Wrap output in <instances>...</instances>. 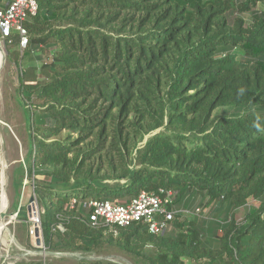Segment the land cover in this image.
<instances>
[{
  "label": "trees",
  "instance_id": "obj_1",
  "mask_svg": "<svg viewBox=\"0 0 264 264\" xmlns=\"http://www.w3.org/2000/svg\"><path fill=\"white\" fill-rule=\"evenodd\" d=\"M37 1L25 51L13 52L18 36L6 45L29 131L13 186L17 199L24 179L32 187L45 249L264 264V0ZM160 189L178 210L163 235L142 223L110 230L85 207Z\"/></svg>",
  "mask_w": 264,
  "mask_h": 264
},
{
  "label": "rangeland",
  "instance_id": "obj_2",
  "mask_svg": "<svg viewBox=\"0 0 264 264\" xmlns=\"http://www.w3.org/2000/svg\"><path fill=\"white\" fill-rule=\"evenodd\" d=\"M3 50L6 53V63L0 70V152L1 156L6 163L4 170L6 188L4 190L5 200L7 202L6 215L4 217L5 228L2 236V256L0 257V264H14L19 260L30 259H48L49 264H79L82 255L75 253V255L69 256H56L52 252L44 254L40 252L43 250L42 246L35 248L28 246V239L33 242L30 229L32 225L33 212H29L28 205L33 197L32 187L24 179L21 188V198H16L15 188L13 186V175L16 167L26 159L29 152L28 134L25 119L23 116V110L16 99L17 86H18V73L20 67L16 65L10 59V55L7 51L6 42L0 40ZM27 47V46H26ZM26 47H21L20 42L13 47V52L25 51ZM35 62L30 64H35ZM2 72V73H1ZM2 82V83H1ZM164 130L163 128L157 130L155 133ZM155 133L147 135L144 141L139 143V148H142L146 141ZM8 166V167H7ZM7 171V172H6ZM7 175H6V173ZM115 195L112 196L114 198ZM18 200L19 208H23L27 212L28 220H23L18 216L15 210L14 203ZM9 204V205H8ZM250 204L258 205L259 202L253 199L250 200ZM37 212L40 213L39 207L36 203ZM212 206H200L196 210L200 215L206 216L209 214ZM186 212V211H185ZM244 215V211H240V217ZM26 224L28 225L26 227ZM114 230V228H110ZM29 231V232H28ZM117 233V231L115 232ZM43 235V234H42ZM34 243V242H33ZM35 245V244H34ZM30 251V252H29ZM16 254V255H15ZM92 259H106L113 261L117 264H146L141 259H133L125 253L120 252L118 248L112 247L108 252L103 255H88ZM101 257V258H99ZM88 258V259H91Z\"/></svg>",
  "mask_w": 264,
  "mask_h": 264
},
{
  "label": "built area",
  "instance_id": "obj_3",
  "mask_svg": "<svg viewBox=\"0 0 264 264\" xmlns=\"http://www.w3.org/2000/svg\"><path fill=\"white\" fill-rule=\"evenodd\" d=\"M38 10L37 0H6L5 7L0 8L1 39L11 42L14 36H18L21 47L25 48L29 42L26 22L36 15ZM173 199L172 190L160 189L159 193L142 191L127 203H121L118 199H90L85 203V207L91 210L90 218L94 224L102 223L111 229H117L142 223L151 234L163 235L171 228L178 212L176 208H170ZM32 219L30 233L37 247L35 229H41L40 213L37 212ZM58 228L64 230L61 225ZM42 247L45 249L44 244ZM72 254L75 255L64 253L56 256Z\"/></svg>",
  "mask_w": 264,
  "mask_h": 264
},
{
  "label": "bare ground",
  "instance_id": "obj_4",
  "mask_svg": "<svg viewBox=\"0 0 264 264\" xmlns=\"http://www.w3.org/2000/svg\"><path fill=\"white\" fill-rule=\"evenodd\" d=\"M0 40H1V36H0ZM0 45H1V42H0ZM6 59H7L6 53L3 50L2 45H1V48H0V68L5 65ZM1 71H2V69H1ZM0 95H1V92H0ZM1 152H2V150H1ZM1 152H0V257L3 254L2 251H1V248H2V236L4 234V228H5V223H6V221L4 220V217L6 215L5 214L6 213L5 211H6V208H7V202L5 200V194H4V190L6 188L5 186L7 184L6 183V180H5V177L6 176L4 174V170L6 168L5 167L6 166V163H5L4 159H3L4 157L2 158V156H1ZM6 175H7V173H6Z\"/></svg>",
  "mask_w": 264,
  "mask_h": 264
},
{
  "label": "water",
  "instance_id": "obj_5",
  "mask_svg": "<svg viewBox=\"0 0 264 264\" xmlns=\"http://www.w3.org/2000/svg\"><path fill=\"white\" fill-rule=\"evenodd\" d=\"M0 48H1V45H0ZM3 67L0 68V70L2 69ZM28 210L29 212H33L35 214H37V207H36V200L34 198V196L31 198L30 200V204L28 205ZM35 236H36V244L37 246H43L44 244V241H43V235H42V230L39 228V227H36L35 229ZM40 252L44 253V254H50L51 252L44 249L43 250H40ZM54 255H62L64 253H53ZM82 258H91L89 257L88 255H82ZM101 258V257H99ZM92 259V258H91Z\"/></svg>",
  "mask_w": 264,
  "mask_h": 264
}]
</instances>
